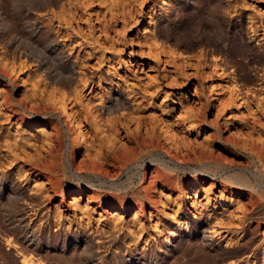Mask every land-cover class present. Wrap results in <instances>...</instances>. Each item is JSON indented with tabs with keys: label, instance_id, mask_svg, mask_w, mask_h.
Wrapping results in <instances>:
<instances>
[{
	"label": "rangeland",
	"instance_id": "1",
	"mask_svg": "<svg viewBox=\"0 0 264 264\" xmlns=\"http://www.w3.org/2000/svg\"><path fill=\"white\" fill-rule=\"evenodd\" d=\"M44 2L0 0V264H264V193L229 178L264 185V0Z\"/></svg>",
	"mask_w": 264,
	"mask_h": 264
},
{
	"label": "bare ground",
	"instance_id": "2",
	"mask_svg": "<svg viewBox=\"0 0 264 264\" xmlns=\"http://www.w3.org/2000/svg\"><path fill=\"white\" fill-rule=\"evenodd\" d=\"M37 1V0H36ZM43 1V0H42ZM46 2H44L45 4H43L44 6H45V9H50V11H51V9H52V7H54L55 5H56V7L57 6H59L60 7V9L62 8H64L65 6H66V3H65V0H45ZM35 4V3H34ZM40 4V3H39ZM36 6V5H35ZM40 6H42V5H40ZM218 7H219V5H218ZM220 8V7H219ZM218 8V9H219ZM65 9V8H64ZM55 11V10H54ZM65 11V10H64ZM63 11V12H64ZM52 15H53V18L55 17L56 19L58 18V14H57V17H56V15L54 14V12H50ZM47 15H48V13H47ZM62 15V14H61ZM214 15V14H213ZM214 18V17H213ZM212 18V19H213ZM52 19V18H51ZM60 19V17L57 19V20H59ZM214 20V19H213ZM2 21H3V19H1V17H0V25H2L1 23H2ZM52 21H54V20H52ZM56 21V20H55ZM57 22V21H56ZM59 22V21H58ZM60 24H61V26H62V24H63V22H60ZM3 26V25H2ZM60 26V28H62ZM215 26V25H214ZM213 26V27H214ZM59 28V29H60ZM47 30H49V29H47ZM214 30L216 31V29L214 28ZM219 30V29H218ZM214 31V32H215ZM55 32V31H54ZM218 32V31H217ZM0 33H1V31H0ZM55 33H52V35H54ZM56 35H57V33H56ZM61 35H63V34H61ZM37 36V35H36ZM216 36H217V34H216ZM221 36V35H220ZM219 36V37H220ZM54 37H56L55 35H54ZM227 37V36H226ZM57 38V37H56ZM60 38V37H59ZM214 38V37H213ZM219 39V38H218ZM217 39V40H218ZM54 40V39H53ZM207 40H210V39H207ZM215 40V39H214ZM219 40H221V39H219ZM48 42H49V40H48ZM222 42H223V40H222ZM217 43V42H216ZM221 43V42H220ZM209 44V43H208ZM59 46H60V44H59V42H57L56 41V43H51V46L47 49V53L49 54V56H53L54 58H56L57 59V67L55 66V65H53V64H51L50 65V67H52V69H54V66L56 67V69H54V70H52V71H50V69L47 67L48 65V63L46 62V61H36L35 60V62H38V68H40V70L42 71V72H45L44 74H46L45 76H47L48 75V77L50 76V78L49 79H51V80H54L56 83H58L59 85H66V84H69V83H71L72 82V80H73V78H74V76H75V74H76V68L74 67L73 68V66L71 65V67H69L68 66V63H66V59H65V57L64 56H66L60 49L61 48H59ZM46 50V49H45ZM227 52V51H226ZM46 53V54H47ZM227 54V53H226ZM52 57V58H53ZM67 57V56H66ZM52 58H50V60L52 59ZM53 60V59H52ZM68 61V60H67ZM37 64V63H36ZM73 64V63H72ZM74 65V64H73ZM60 69V70H59ZM79 71V70H78ZM83 75V74H82ZM77 76V75H76ZM47 77V78H48ZM82 77V76H81ZM51 80H49V81H51ZM53 81V82H54ZM52 82V83H53ZM122 91V90H121ZM121 91H117L116 90V92H114V93H110V90H109V93L110 94H106V95H108V97H106L107 98V101H108V103H107V105H105L104 106V113H106V114H108L109 116L110 115H116V114H119V118H121V119H125L126 118V115H125V110H126V106H127V103L129 102V98L128 97H130L133 93H134V91L132 90L131 92H126V94H125V92L123 93V92H121ZM125 91V90H124ZM112 92V91H111ZM106 101V100H105ZM103 105H104V103H103ZM103 109V108H102ZM138 111H139V109H138ZM102 112V111H101ZM124 113V114H123ZM68 115V121L69 122H71L72 124H73V118L71 117V115L70 114H67ZM105 115V114H104ZM116 117H117V115H116ZM110 118V117H109ZM110 120V119H109ZM113 120V119H112ZM101 121V120H100ZM122 122H124V121H122ZM105 123H107V122H105ZM109 123H110V121H109ZM110 124H112V123H110ZM109 124V125H110ZM132 124V123H131ZM119 125H122V123L121 124H119ZM73 126V128L74 127H76V126H74V125H72ZM113 126V125H112ZM111 126V127H112ZM143 126V125H142ZM115 127H117L116 126V124H115ZM127 127V126H126ZM129 127V126H128ZM114 128V127H113ZM112 128V129H113ZM125 128V127H124ZM110 129V128H109ZM128 129V128H127ZM115 130V129H114ZM118 130V129H117ZM155 136V135H154ZM83 137V136H82ZM132 137V136H131ZM157 137V136H156ZM154 138V137H153ZM134 139V138H133ZM151 139H152V137H151ZM135 141V140H134ZM146 142V141H145ZM137 143V142H136ZM144 144H146V143H144ZM153 144V143H152ZM151 144V145H152ZM138 145V144H137ZM154 145H155V143H154ZM144 146V145H143ZM162 147V145H159L158 147ZM137 147V146H136ZM146 148H147V145L145 146ZM152 147V146H151ZM137 148H139V147H137ZM149 148V147H148ZM156 148V147H155ZM160 149V148H159ZM158 149V150H159ZM146 150V149H145ZM129 152V151H128ZM131 152V151H130ZM129 152V153H130ZM154 152L155 151H148V153H146V155L145 156H143V157H141L135 164H134V167L132 168V169H130V173L132 174L131 176L129 175V172H128V175H129V177H130V180H129V182L130 183H132L133 182V177H135L138 173H139V171L141 170V169H143L142 168V165H141V163H142V161L144 160V158H146V157H149V156H151V155H153L154 154ZM128 153V154H129ZM134 153V152H133ZM137 154V153H136ZM129 156V155H128ZM131 156V155H130ZM133 156H135V155H133ZM154 156V155H153ZM258 156V155H257ZM256 157V156H255ZM130 158V157H129ZM131 158H132V156H131ZM131 160V159H130ZM135 160V159H134ZM160 160V159H159ZM158 159H156L155 157L151 160V161H153V162H156L157 163V165H160V167H163V168H168L169 170H172V171H176V173H177V171L179 170V166L181 165H179V164H174V166L176 165V167L177 168H174V167H172V165H171V163H169V162H163V161H159ZM132 161H133V159H132ZM168 161V160H167ZM259 161V160H258ZM187 162V161H186ZM192 162V161H191ZM199 162V161H198ZM203 162V161H202ZM246 162V161H245ZM248 162V161H247ZM179 163V162H178ZM188 164V163H187ZM203 164V163H202ZM208 166H210V163H204L203 165H202V167L204 168V169H207L208 168ZM218 166V165H217ZM244 166H245V164H244ZM224 167V166H223ZM253 167H254V165H253ZM122 168V167H121ZM181 168V167H180ZM187 169V168H186ZM184 171V170H183ZM245 171H247V170H245ZM155 172H157V171H155ZM196 173H201V174H205L204 172H201V171H198V170H196L195 171ZM247 172H249V171H247ZM247 172H241V173H236V174H233V175H231V176H229V178L236 184V185H239V186H241V187H244V188H251V189H257L258 190V192L260 191V192H263L264 193V185L262 184V185H257L256 184V182L255 181H257V179H256V177H254V180L249 176V174L247 173ZM229 173H230V171H229ZM147 174V173H146ZM159 174V173H158ZM195 174V173H194ZM255 174V173H254ZM99 176V175H98ZM159 177V176H158ZM176 178V177H175ZM161 180V179H160ZM255 182V183H254ZM12 187V186H11ZM110 187H112V188H116L117 186H115V183H111V186ZM19 188V187H18ZM88 188V187H87ZM131 189V192L130 193H127L126 194V198L127 197H131V199L133 198V197H137V198H142L143 197V195H142V193H140V192H136V191H134L133 189L134 188H130ZM20 190V189H19ZM23 191V190H22ZM127 191V190H126ZM15 192V191H14ZM249 192V191H248ZM9 194V193H8ZM113 196V195H112ZM145 196V195H144ZM11 197H14V200H13V198H12V200L14 201V203L16 202V203H20V200H21V198L20 197H23V196H21V194H20V192L17 190V192H15L14 193V195H12ZM122 197V196H121ZM8 198V197H7ZM10 198V197H9ZM119 198V197H118ZM6 199V198H5ZM148 200V199H147ZM6 201V200H5ZM142 201V200H141ZM148 202H150V201H148ZM11 203V202H10ZM13 203V204H14ZM15 203V204H16ZM7 204V203H6ZM9 205V204H8ZM11 206H13L12 204L10 205V207ZM15 208H16V205H15ZM18 208H19V206H18ZM23 212V211H22ZM20 217V216H19ZM18 217V218H19ZM14 218V217H13ZM17 219V218H16ZM20 219H22V217L20 218ZM14 220V219H13ZM12 220V221H13ZM20 221V220H19ZM18 221V222H19ZM23 221V220H22ZM14 222V221H13ZM206 224V223H205ZM205 224L203 223V222H200L198 225H199V228H200V231H201V234L203 235V238H205L206 236H205V232H206V230L204 229V226H205ZM187 231V230H186ZM73 236V235H72ZM78 236V235H77ZM26 240V239H25ZM76 240V239H75ZM207 240V239H206ZM87 243V242H86ZM93 245V244H92ZM94 246V245H93ZM93 248V247H92ZM85 249V248H84ZM122 250V249H121ZM89 251V250H88ZM88 251H86V252H88ZM131 251V250H130ZM84 252V251H83ZM123 252V251H122ZM79 253H81V251L79 252ZM126 253V252H125ZM138 253V252H137ZM83 254V253H82ZM84 254H85V252H84ZM120 254V253H119ZM127 255H128V262H129V264H133V260H134V256L131 254H129V251L127 252ZM141 255V254H140ZM98 256V255H97ZM126 258V257H125ZM92 259V258H91ZM92 261V260H91ZM138 262V261H137ZM95 263V262H94Z\"/></svg>",
	"mask_w": 264,
	"mask_h": 264
}]
</instances>
